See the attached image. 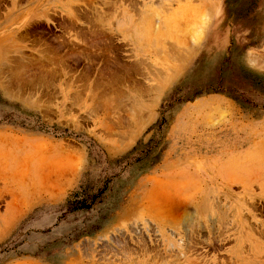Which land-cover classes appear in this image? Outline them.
<instances>
[{"label":"rangeland","instance_id":"rangeland-1","mask_svg":"<svg viewBox=\"0 0 264 264\" xmlns=\"http://www.w3.org/2000/svg\"><path fill=\"white\" fill-rule=\"evenodd\" d=\"M0 264H264V0H13Z\"/></svg>","mask_w":264,"mask_h":264},{"label":"flooded vegetation","instance_id":"flooded-vegetation-1","mask_svg":"<svg viewBox=\"0 0 264 264\" xmlns=\"http://www.w3.org/2000/svg\"><path fill=\"white\" fill-rule=\"evenodd\" d=\"M13 0H0V14H3L5 9H8L9 5L12 3ZM51 24L50 26H47V28H54V31H51L49 35L54 36H59V34H55V32H60V27H62V22L61 21H50ZM52 38V39H54Z\"/></svg>","mask_w":264,"mask_h":264},{"label":"bare ground","instance_id":"bare-ground-1","mask_svg":"<svg viewBox=\"0 0 264 264\" xmlns=\"http://www.w3.org/2000/svg\"><path fill=\"white\" fill-rule=\"evenodd\" d=\"M202 33V32H201ZM195 39H197L196 37H195ZM196 44V43H195ZM40 53H42V52H40ZM20 57V56H19ZM250 60V59H249ZM37 62V61H36ZM24 64V63H23ZM41 64V63H40ZM3 66V65H2ZM137 101V100H136ZM132 103V102H131ZM139 111V110H138ZM132 116H134V115H132ZM140 116V115H139ZM133 120V119H132ZM138 121V120H137ZM137 124V123H136ZM195 211V210H194ZM188 217V216H187Z\"/></svg>","mask_w":264,"mask_h":264}]
</instances>
